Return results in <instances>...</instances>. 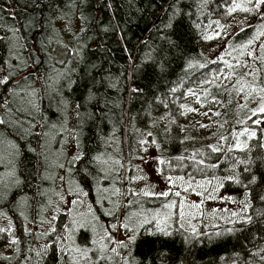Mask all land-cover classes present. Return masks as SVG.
<instances>
[{
  "label": "trees",
  "instance_id": "obj_1",
  "mask_svg": "<svg viewBox=\"0 0 264 264\" xmlns=\"http://www.w3.org/2000/svg\"><path fill=\"white\" fill-rule=\"evenodd\" d=\"M261 4L0 0V264H264ZM194 91L215 108L207 135ZM152 148L163 175L199 164L190 181L219 180L248 218L187 230L171 192L138 202L166 216L117 243L114 194Z\"/></svg>",
  "mask_w": 264,
  "mask_h": 264
},
{
  "label": "rangeland",
  "instance_id": "obj_2",
  "mask_svg": "<svg viewBox=\"0 0 264 264\" xmlns=\"http://www.w3.org/2000/svg\"><path fill=\"white\" fill-rule=\"evenodd\" d=\"M258 16L264 17V3L260 6ZM237 29L234 25L233 31L236 32ZM224 45V43L218 47L217 45H212L210 50L220 52L223 50ZM199 94L200 91H194V93L190 94L188 104L192 120L197 123H204L201 134L207 135L210 133L211 127L209 122L213 121L215 117V108L207 104L201 105ZM140 164L142 166L140 171L133 174L124 173L121 192L114 194L115 202L118 203L120 201L119 206L121 208L127 206V212L130 213L127 215L125 212L123 214L120 212L119 219L123 230L121 238L116 240L119 244L122 241H129V237L135 235L127 232L131 227L142 229L146 225L151 224L153 220H157L160 214L165 215L164 213H167V209L164 210V213H160L158 210H155L154 213L148 212L137 204L138 202H144L146 197L165 196L161 195V193H179L178 203L173 201L172 208L168 209L170 211L168 218L171 224L177 222L180 227L190 231H197L200 225L216 226L222 223L246 220L249 216L248 201L239 198L235 194L226 193L219 180L208 181L207 179H201L200 181H190V179L194 178V172L201 168L199 164L192 163L189 166V181L180 177L172 179L163 175L160 157L154 152L153 148L150 149L148 158ZM60 188L63 197L67 196L68 186L65 175L61 179ZM72 202V198L68 199L62 207L63 211L68 212ZM113 212L110 211L109 214L112 215ZM9 233L12 236V232ZM12 248L13 243L10 242L6 249L10 253L13 250ZM1 251L4 252L5 248L0 249Z\"/></svg>",
  "mask_w": 264,
  "mask_h": 264
},
{
  "label": "snow or ice",
  "instance_id": "obj_3",
  "mask_svg": "<svg viewBox=\"0 0 264 264\" xmlns=\"http://www.w3.org/2000/svg\"><path fill=\"white\" fill-rule=\"evenodd\" d=\"M259 3H264V0H259ZM133 91H138V90L137 89H133ZM260 111L261 112H264V107H261ZM2 122L3 121H0V123H2ZM161 163H163V162H161ZM161 195H167V193H161ZM176 195H179V193H176ZM125 227H127V225H125ZM129 241H131L132 243H134L135 242V235L130 236L129 237ZM122 246L127 247L128 245L127 244H124L122 242Z\"/></svg>",
  "mask_w": 264,
  "mask_h": 264
},
{
  "label": "water",
  "instance_id": "obj_4",
  "mask_svg": "<svg viewBox=\"0 0 264 264\" xmlns=\"http://www.w3.org/2000/svg\"><path fill=\"white\" fill-rule=\"evenodd\" d=\"M260 132H261V142H262V146L264 148V120L260 124Z\"/></svg>",
  "mask_w": 264,
  "mask_h": 264
}]
</instances>
